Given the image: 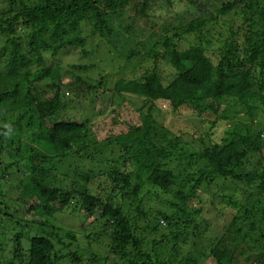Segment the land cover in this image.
Instances as JSON below:
<instances>
[{
    "label": "trees",
    "instance_id": "trees-1",
    "mask_svg": "<svg viewBox=\"0 0 264 264\" xmlns=\"http://www.w3.org/2000/svg\"><path fill=\"white\" fill-rule=\"evenodd\" d=\"M131 1L9 0L0 15V36L4 37V44H9L4 60L0 59L3 61L0 111L5 112L0 118V156L10 153L18 158L21 152H26L28 161L26 173L22 176L11 175L9 167L18 166L20 160L17 159L5 166L0 174L1 203L5 200V183L21 193L18 200L22 212L18 208L13 213L5 212L20 227L16 233L4 235V240L12 243L13 251L12 259L6 264H61L65 254L75 264H81L78 250L77 253L62 254L57 247H68L76 242L74 232L65 233L66 242L60 232L52 229L49 232L43 229L41 233L32 230L34 226L44 224L36 217L70 205L105 221L117 218L111 226L112 238L108 245V254L119 257V261L113 264H161L155 255L129 250L140 248V239L144 238L135 236L134 226L124 218L120 202L131 193L137 194L141 179L150 181L163 193L168 192L176 179L173 171L167 168L173 157L183 159L189 165L192 160L196 162L200 158L210 165L208 170L200 172L187 190L181 187L176 190L181 201L188 200L195 193L204 175L245 181L257 194L264 195V170L244 173V170L239 172L236 169L237 163L252 153L259 155L264 166V143L260 134L251 137L247 134L249 127L244 135L233 130L229 132L234 134L230 141L214 143L203 152H189L178 136L168 138L169 132L154 118V111L163 104L173 112L190 108L199 113L202 108L214 116L234 109L242 112L250 123L259 118L264 121V0H215L208 3L210 7L202 0H166V9L169 6L170 10L164 11L172 14L164 20L173 32L170 36L164 33L161 51L150 53L168 57L176 73L167 83L154 69L140 75L124 76L114 83L118 94H133L140 98L137 108L140 123L125 122L123 126L119 121L120 111L114 110L107 136L92 140V126L88 120L62 116L61 112L67 111L74 100L81 102L97 93V86L102 85L103 79L97 85L82 80L77 87L69 86L73 91L72 98L63 101L56 81L58 73L54 69L39 66L32 71V67L43 60L42 46L55 56L66 46L83 43L82 36L73 33L80 31L78 28L83 21H94L93 33L103 28L108 30L107 16L123 10ZM141 2L140 13L143 14L146 0ZM132 4L134 7L137 2L132 1ZM168 18L175 23H169ZM17 26L21 32L14 36ZM188 34L195 36L196 41L180 51L179 39ZM21 75L28 85V97L22 99L21 106H32L31 119L34 120L29 119L23 130L27 129L26 135L32 142L37 141L36 134H44L49 152L38 150L36 145H26V139L18 138L12 122L9 123L13 109H6L4 105L9 98L15 102L22 92L14 81ZM43 77H49V85L57 87L52 96L47 95L46 88L36 85ZM7 79L12 87L2 86ZM28 129H32L34 135L28 133ZM68 159L75 165L66 166L68 169L63 168L60 172ZM81 159L90 163L97 159L107 163L109 169L95 172L92 167L83 168ZM126 164H132L136 170L125 173L120 165ZM101 176L103 182H96ZM247 201L253 204L250 197ZM173 225L180 228L178 220ZM172 235L177 238L180 233L172 232ZM2 236L3 233L0 239ZM260 237L264 239V233ZM209 252L215 264H264V242L258 244L256 239L249 242L240 229L230 226ZM175 258L173 260L178 261ZM89 264L103 263L92 256Z\"/></svg>",
    "mask_w": 264,
    "mask_h": 264
},
{
    "label": "rangeland",
    "instance_id": "rangeland-1",
    "mask_svg": "<svg viewBox=\"0 0 264 264\" xmlns=\"http://www.w3.org/2000/svg\"><path fill=\"white\" fill-rule=\"evenodd\" d=\"M132 1L137 2V5L131 7ZM132 1L123 10L112 12L107 16L106 24L110 28L109 32L103 28L93 33L94 21L91 23L83 21L78 28L80 31L73 32L75 35L82 36L83 43L66 46L55 56H52L48 48L42 46L43 60L39 65L32 67V71L40 66L54 69L58 73L56 81L59 82V94L63 101L72 98L73 91L70 87H77L82 80L97 85L100 79H103L102 85L97 86V93L81 102L79 99L74 100L67 111L61 112L62 116L88 120L89 125L92 126V140L95 137L101 140L107 136L114 110L120 111L119 121L123 126L125 122L140 123V113L137 109L140 106V98L133 94H118L114 89V83L117 80L154 69L167 83L176 73L168 57L150 53V51H161L164 35L170 36L173 32L172 28L166 26L164 20L166 16L172 14L171 11H164L170 10L169 6L166 9L167 1L146 0L143 5L145 9L143 14L140 13L142 0ZM202 1L210 7L208 3L215 0ZM8 3L9 0H0V15L3 14ZM176 6L172 8L176 9ZM235 21L237 22V19ZM169 23L175 22L170 20ZM19 28L17 26L14 36L21 32ZM179 40L178 49L182 51L193 44L196 38L188 34L181 36ZM8 51L9 44H4V37L0 36V59L4 60ZM2 60H0V70L3 69ZM72 65L83 68H75ZM23 78L22 75L20 79L14 78L22 89L18 98L15 102L13 98H9L4 105L6 109H13L9 123L12 122L13 132L18 138L26 139V145H36L38 150L49 152L50 147L44 134H36L38 139L32 142L29 135H26L27 129L23 130L25 123L31 119L32 115L30 111L32 106H21L24 102L22 99L27 96L26 87L28 86ZM7 81L2 86L12 87L9 79ZM50 81L49 77H43L36 82L37 86L46 88L48 96H52L57 88L50 86ZM159 106L160 109L154 111L155 120L169 132L168 138L178 136L181 144L186 146L189 152H203L206 147L214 143H226L234 137V134L229 133L230 131H240L244 135L247 133L246 127H249L248 135L256 137L260 134V139L264 143V121L260 118L250 123L242 112H236L234 109L214 116L202 108L199 113L190 108L173 112L167 105ZM4 113L0 111V118ZM17 120L20 123L16 122ZM31 130L28 133L31 134ZM31 135H34V132ZM13 156L10 153H2L0 174L4 167L15 159L20 160V164L9 167L11 175L19 177L26 173L25 166L28 162L26 152H21L18 158ZM190 163L189 165L178 157L169 160L167 168L173 171L176 179L168 192L163 193L150 181L141 179L137 194L134 196L129 190L131 196L120 202L124 218L134 226L135 236L144 238V240L140 239L142 242L140 248H129L131 253L147 252L155 255V259H158L161 264H180L181 262L183 264H215L209 250L229 226L235 230L240 229L249 242L256 239L258 244H262L264 239L260 236L264 233V211L262 210L264 195L257 194L254 187L247 185L245 181L220 176L208 178L204 175L195 193L188 200L181 201V198L175 194L176 190L180 187L187 190L189 184L198 179L200 172L210 168L207 161L200 158ZM262 163L258 154H247L241 163H237L236 169L239 172L244 170V173L255 169L261 172L264 170ZM80 164L83 168L92 167L95 172L109 169L107 163L99 162L97 159L93 163L81 159ZM63 165L60 172H63V168L68 169L66 166H74L75 162L72 163V160L68 159ZM120 168L125 173L136 170L132 164L120 165ZM98 181L103 182L102 176L96 182ZM5 184L3 194L5 200L2 203L0 201V235L3 233L0 239V264H6L13 257L12 243L5 241L4 235H12L20 229L15 221H11L5 215V212L13 213L16 208L22 212L18 200L21 196L19 189L10 187L8 182ZM133 184L132 181L131 186ZM16 187L18 188L17 185ZM101 194L104 195V193ZM116 195L113 194V196ZM249 197L253 204L247 201ZM256 209L259 211L257 212ZM16 215L20 214L16 213ZM35 219H40L44 223L33 227L32 230L38 233H41L43 229L47 232L52 229L54 232H60L61 238L67 242L65 233L74 232L76 242L73 241L68 247L61 245L57 247L62 250V254H70L74 251L77 253L78 250L81 264H89L92 256L97 257L103 264L119 261L118 256L108 254V245L110 246L112 238L111 226H114L117 218L105 221L102 218H95L94 214H88L75 205H70ZM176 220L180 222V228L173 225ZM234 220L236 222L233 224ZM172 232H179L180 235L175 238ZM24 244L27 245L26 242ZM174 256L178 261L173 260ZM181 256L183 257L180 259ZM61 262V264H75L70 257L68 258V254L63 256Z\"/></svg>",
    "mask_w": 264,
    "mask_h": 264
}]
</instances>
